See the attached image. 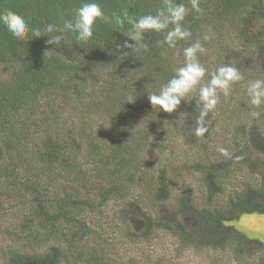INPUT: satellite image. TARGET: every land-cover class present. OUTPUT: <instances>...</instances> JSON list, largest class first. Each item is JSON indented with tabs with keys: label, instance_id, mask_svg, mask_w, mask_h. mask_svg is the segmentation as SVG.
I'll use <instances>...</instances> for the list:
<instances>
[{
	"label": "trees",
	"instance_id": "obj_1",
	"mask_svg": "<svg viewBox=\"0 0 264 264\" xmlns=\"http://www.w3.org/2000/svg\"><path fill=\"white\" fill-rule=\"evenodd\" d=\"M84 2L87 0H0V10L10 9L21 14L31 29L24 40H17L0 26V65H9L18 56L22 60L19 67L13 68L10 78L4 82L0 79V138L6 140L3 149L0 147V199L7 198L20 205L19 227H22L21 233L25 232L30 243L26 250L10 248L6 264H62V257L65 258L64 264H124L119 257L114 259L110 256V252L104 248L105 239L95 234L82 219V214L101 208L111 197L121 195L130 178L132 180L136 173L140 175L135 155L140 151H137L136 143L128 139L116 137L101 142L103 139L91 133L87 135L80 127L73 129L74 135L63 133L58 130V123L52 124L45 119L49 101L55 100L56 104L59 98H89L87 101L91 102L83 103L80 110L85 115L93 105L100 107L101 101L95 100L118 92L123 99L116 100L117 111L114 108L110 113L116 124L128 120L120 113L129 111L125 113L133 117L137 108L145 107L143 102H147L148 91L144 93L143 90L151 85L152 93L159 92L175 74V69L185 63V47L196 40L208 45L205 38L207 31L219 35L228 25L233 28L242 25L240 32L237 30L240 34L239 44L255 47L264 58V0H200L202 11L199 13L191 11L190 0H172V3H183L189 8L183 25L191 31V37L177 41L175 47H169L166 43H160L164 38L162 33L148 32L144 40L147 49L140 48L138 51L123 47L128 39L124 34L130 29L123 13L126 11L128 17L136 19L145 14L155 15L158 10L167 7L165 0H96L106 15L115 14L122 23L118 25L98 20L94 25L93 37L87 44H77L74 32L64 33L59 45L47 44L50 37L44 31L46 25L55 23L62 27L63 21L73 19L74 10ZM37 30L42 37H35ZM103 70H109L111 78L98 83L103 86L100 91L106 90V95L99 99L87 88L86 79H93ZM131 86L135 87L134 102H128L125 94V90H131ZM29 104H32V108H29ZM105 105L104 109L108 110ZM21 108L25 114L34 115V119L30 122L27 118L23 127L18 128L15 114ZM157 111L161 112L156 108ZM32 124L42 128L45 136L42 148L28 147V126L30 128ZM81 125L84 126V122ZM19 145L21 148L16 151ZM83 145H86V151ZM98 153L100 156L96 162L105 167L103 176H108L106 180L111 178L108 183L100 185L94 184L96 181H87L88 174L81 163L83 156ZM208 168L206 173L213 175L211 182L205 183L210 200L215 189L221 188L219 182L224 176L216 167ZM57 177H63L67 183L64 190L51 194L49 184L46 186L44 183ZM158 184V191L164 190L166 185L160 179ZM36 193L39 197L35 196ZM208 202L198 209V215L206 231L219 235L223 233L222 223L237 216L235 207H238V213H264L263 202H247L244 197L229 202L223 209ZM172 232L185 240L180 228L174 227ZM227 233L226 240L233 244L239 254L251 249L245 244L240 245L247 237L234 226L227 227ZM92 234L93 237L90 236ZM85 239H92L97 248L86 247L89 245L85 243L79 246ZM56 240H61L60 244L67 246L65 252L54 249L51 243ZM251 241L254 246L264 250L260 242Z\"/></svg>",
	"mask_w": 264,
	"mask_h": 264
},
{
	"label": "rangeland",
	"instance_id": "obj_2",
	"mask_svg": "<svg viewBox=\"0 0 264 264\" xmlns=\"http://www.w3.org/2000/svg\"><path fill=\"white\" fill-rule=\"evenodd\" d=\"M241 27L228 25L219 35L208 30L205 36L208 45H203L204 51L197 53L198 62L206 69L202 84H206L210 74L220 66L235 67L242 76L231 86L233 89L228 95L218 91V103L206 118L208 131L203 137L192 135L196 115L194 94L186 97V101H182L172 114L156 112L147 99L143 102L145 107L137 108L133 117L125 113L129 111L121 112L128 120L118 124L110 113L117 105L116 100L123 99L118 92L95 100L101 101L100 107L92 106V102V108H86L85 115L80 110L83 103L91 102L87 101L89 98H59L56 104L55 100L49 101L45 119L52 124L58 123V130L63 133L74 135L73 129L80 127L87 135L91 133L103 139L101 142L116 137L128 139L136 143L137 151H140L135 153L140 175L136 173L132 180L130 178L121 195L111 197L101 208L82 214V219L95 234L105 239L104 248L114 259L119 257L124 264H264V250L251 241L260 242L264 248V213H238V207H235L237 216L222 223L223 233L220 235L206 231L198 215V209L205 207L208 201L218 209L225 208L226 204L239 197H244L247 202L264 203V103L258 107L252 105L247 94L251 82L264 81V58L255 47L239 44L237 30L240 32ZM21 61L18 56L9 65L1 64L0 79L4 82L10 78L13 68L19 67ZM110 78L109 70H103L93 79H86L90 86L87 84V88L100 99L106 95V90L100 91L103 86L98 83ZM141 83L146 85L143 80ZM130 88L125 90L126 99L134 102L135 87ZM152 88L148 85L143 91L149 94ZM246 99L248 106L244 107ZM28 106L32 108V104ZM22 110L17 109L15 114L18 128L23 127L27 118L30 122L34 119V115L25 114ZM26 139L29 148H42L45 140L42 128L36 124L28 126ZM5 142L0 138L2 149ZM20 148L19 145L16 151ZM219 148L226 149L227 155L219 152ZM83 150H87L86 145H83ZM99 156L98 153L81 158L82 169L88 174L87 181H96L94 184L97 185L111 179L106 180L108 176H103L105 167L96 162ZM209 166L216 167L224 176L219 182L221 188L215 189L210 200L205 186L213 179V175L206 173ZM158 179L166 185L164 190L158 191ZM66 183L63 177H57L54 181L46 180L44 184H49L50 193L55 194L64 190ZM35 196L39 197V194ZM0 201V264H6L10 248L26 250L30 243L19 227L20 205L7 198ZM230 226L247 237L240 245L245 244L251 249L241 254L235 250L233 244L226 240L227 227ZM174 227L182 230L185 240L172 232ZM61 242L56 240L51 244L63 253L67 246ZM83 243L89 245L86 247L97 248L92 239H85L79 246Z\"/></svg>",
	"mask_w": 264,
	"mask_h": 264
},
{
	"label": "clouds",
	"instance_id": "obj_3",
	"mask_svg": "<svg viewBox=\"0 0 264 264\" xmlns=\"http://www.w3.org/2000/svg\"><path fill=\"white\" fill-rule=\"evenodd\" d=\"M165 4L167 7L158 10L155 15L145 14L138 19L128 17L126 11L123 13L130 24V29L124 34L128 39L125 40L123 47L132 51H138L140 48L147 49L144 40L145 33L148 32L162 33L164 38L160 43H166L169 47H175L177 41L187 40L191 37V31L183 25L189 14V8L183 3H172V0H165ZM190 5L191 11L197 13L202 11L200 0H190ZM98 20L118 25L122 23L119 16L106 15L96 0H87L74 10L73 19L63 21L62 27L55 23L46 25L44 31L50 37L46 43L59 45L64 39V33L74 32L77 44H87L93 37L94 25ZM0 26L4 27L17 40H24L31 31L27 19L10 9L0 10ZM35 37H42L39 30L35 31ZM203 51V45L199 40L185 47L183 49L185 58L183 66L175 69V74L160 88L158 93L150 92L148 94V100L153 108H159L161 112L168 114L175 113L182 101H186V97L194 94L196 115L192 135L197 138L203 137L208 131L206 118L217 106L218 91L228 95L231 86L242 79L237 68L220 66L210 74L207 83L202 84L206 69L198 62L197 53ZM247 94L252 105L258 107L264 103V81L251 82L247 88ZM218 151L227 155V150L224 148H219Z\"/></svg>",
	"mask_w": 264,
	"mask_h": 264
}]
</instances>
